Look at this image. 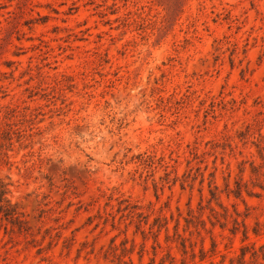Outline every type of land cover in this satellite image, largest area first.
Returning <instances> with one entry per match:
<instances>
[{
  "label": "rangeland",
  "instance_id": "obj_1",
  "mask_svg": "<svg viewBox=\"0 0 264 264\" xmlns=\"http://www.w3.org/2000/svg\"><path fill=\"white\" fill-rule=\"evenodd\" d=\"M252 162L264 173V0H0V178L26 221L0 213V264H112L79 249L110 243L121 230L89 217L127 197L171 232L181 213L177 264H264ZM45 230L63 233L42 252Z\"/></svg>",
  "mask_w": 264,
  "mask_h": 264
},
{
  "label": "trees",
  "instance_id": "obj_2",
  "mask_svg": "<svg viewBox=\"0 0 264 264\" xmlns=\"http://www.w3.org/2000/svg\"><path fill=\"white\" fill-rule=\"evenodd\" d=\"M253 172L255 173L258 181H261V176H264L262 171L263 166H257L252 162ZM237 185L233 189L228 190V194L234 192V194L239 197L242 195L243 188L248 190L249 186L247 182L244 181H236ZM259 185L264 188L263 184L259 182ZM215 188L218 189V186L215 185ZM7 184L0 178V213L3 215L5 219L10 222L14 228L15 226L19 230L26 229L24 223L26 222L22 218L21 212L18 210V205L13 203L9 197H7L8 193ZM213 198H218L217 191H211ZM211 207V206H210ZM224 214L222 215L214 208H211L212 215L220 221L221 217L227 219L229 217L232 218L233 221V228L231 229L232 233L235 234L238 232L240 227L242 226V230L244 233V239L248 237L249 228L246 223V220L243 219V222L239 221V217L241 216L240 212L237 208L234 209L233 212L229 210V208L224 207ZM201 212L205 209L203 206L200 208ZM195 214L194 211H191L188 217H184L185 221L187 222V227L191 224L196 227V230L199 229L201 225H204L205 220L202 218V213ZM169 218L167 215L163 214L162 212L156 213L153 208L148 207L144 209L137 202H133L129 197L122 198L119 201V207L117 208L116 212L114 211H98L93 216L89 217V220L92 223L94 220L97 219L95 223L94 229H97L99 226H102L101 232L105 231L107 225H111V230L120 229L121 231L111 237L110 243L108 245H102L101 248L96 247V239L93 242L85 241L82 244V247L79 249L80 252L83 250L86 251V256L89 258L91 255H94L98 258H103L112 264H135L134 261V254L136 246L139 244L141 248L137 251L138 259L140 264H143V258L146 252V244L147 241L152 237L154 239L153 248L155 249L154 256L150 258V262L147 264H177V256L172 252L173 245L176 244L178 249L183 250L184 254L188 253V246L187 240L188 237L181 231H179V226L181 224V213L178 218L175 219V226L174 231H170V222L173 219V215ZM122 224L124 225V229H121ZM260 220H257V226L253 228V231L256 235L261 233L259 226H261ZM135 226L134 236L130 238L128 236V232L131 226ZM222 225V224H221ZM187 227L184 230H187ZM205 227V226H203ZM48 230V229H47ZM44 233L42 237V242L46 239L47 236L50 237V241L47 246H42V252L46 250V248H50L53 244L54 240H59L62 237L61 231H56L52 233V231H47ZM165 232L164 241L166 243L167 251L163 256H161L159 262H157V254L159 253V248H162L161 244V234ZM109 232H106V234ZM124 234V238L117 242V239ZM141 234L142 241L139 243L137 240L136 235ZM65 247H69L68 243ZM247 247V246H246ZM245 247V248H246ZM264 247V244L262 245ZM254 251H252V255L256 256L257 250L253 247ZM202 252H206L204 246L201 248ZM246 255V252L243 253ZM182 263H185V256L182 259Z\"/></svg>",
  "mask_w": 264,
  "mask_h": 264
}]
</instances>
